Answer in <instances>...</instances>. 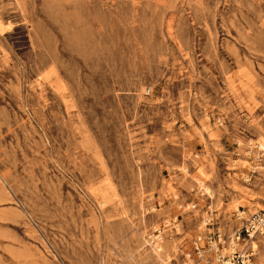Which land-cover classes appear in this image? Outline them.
Masks as SVG:
<instances>
[{"label": "rangeland", "instance_id": "rangeland-1", "mask_svg": "<svg viewBox=\"0 0 264 264\" xmlns=\"http://www.w3.org/2000/svg\"><path fill=\"white\" fill-rule=\"evenodd\" d=\"M261 144L264 0H0V264L207 248L264 210Z\"/></svg>", "mask_w": 264, "mask_h": 264}, {"label": "built area", "instance_id": "built-area-1", "mask_svg": "<svg viewBox=\"0 0 264 264\" xmlns=\"http://www.w3.org/2000/svg\"><path fill=\"white\" fill-rule=\"evenodd\" d=\"M159 233V229H154L148 240L158 242ZM259 234L264 236V210L251 214L241 228L235 230L229 237H222L219 232L214 239L210 237L206 242L207 248L205 244H200L201 236H198L191 249L182 252L179 260L172 264H201L203 260L210 262L211 257L214 264H254L252 261L254 249L247 244L252 236ZM240 242L243 245L238 248Z\"/></svg>", "mask_w": 264, "mask_h": 264}, {"label": "bare ground", "instance_id": "bare-ground-1", "mask_svg": "<svg viewBox=\"0 0 264 264\" xmlns=\"http://www.w3.org/2000/svg\"><path fill=\"white\" fill-rule=\"evenodd\" d=\"M261 151H264V144H261ZM204 187V186H203ZM205 188V187H204ZM206 189V188H205ZM207 190V189H206ZM260 235V234H259ZM257 235H255V236H252V238L249 240L250 241V244H251V246H253L254 247V249L256 248L257 249V247H258V245H256L255 244V242H254V238L256 237ZM260 236H262V235H260ZM157 239H159V237L157 238ZM150 242V245H151V247H152V250L155 252V253H158L159 252V250H161V246L159 245V243H154V241H149Z\"/></svg>", "mask_w": 264, "mask_h": 264}]
</instances>
